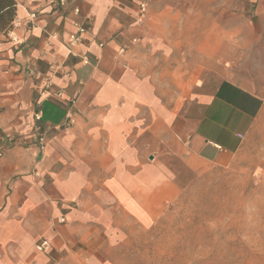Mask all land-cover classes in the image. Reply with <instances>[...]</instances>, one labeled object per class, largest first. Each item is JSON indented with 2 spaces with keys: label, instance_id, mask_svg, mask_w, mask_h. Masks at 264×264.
I'll return each instance as SVG.
<instances>
[{
  "label": "crops",
  "instance_id": "1",
  "mask_svg": "<svg viewBox=\"0 0 264 264\" xmlns=\"http://www.w3.org/2000/svg\"><path fill=\"white\" fill-rule=\"evenodd\" d=\"M217 1L74 0L54 9L0 0V264H103L127 224L153 222L179 197L171 158L190 176L241 149L264 121V90L202 76L228 70L223 47L239 36L234 22L226 33L208 30L206 7ZM247 1L262 26L248 39L264 42V0ZM31 11L34 27L15 31L24 43L10 42L14 19ZM75 23L86 32L70 46ZM33 74L61 96L44 95ZM43 239L47 253L35 249Z\"/></svg>",
  "mask_w": 264,
  "mask_h": 264
},
{
  "label": "rangeland",
  "instance_id": "2",
  "mask_svg": "<svg viewBox=\"0 0 264 264\" xmlns=\"http://www.w3.org/2000/svg\"><path fill=\"white\" fill-rule=\"evenodd\" d=\"M234 4L219 0L208 4L211 10L206 7L214 14H208V30L215 32L218 25L226 33L234 22L239 36L223 47L228 70L201 74L211 83L233 77L263 92L264 42L248 39L262 26L247 0ZM221 18L224 23L215 22ZM168 165L178 176L179 197L153 222L127 224L120 240L104 247L103 264H264V121L226 163L207 164L190 176L181 160L171 158Z\"/></svg>",
  "mask_w": 264,
  "mask_h": 264
},
{
  "label": "built area",
  "instance_id": "3",
  "mask_svg": "<svg viewBox=\"0 0 264 264\" xmlns=\"http://www.w3.org/2000/svg\"><path fill=\"white\" fill-rule=\"evenodd\" d=\"M74 0H47V4L54 8V9H63L66 6H68L70 3H72ZM75 13H78L77 9H74ZM147 4L145 1L139 3L138 5V15H137V22L139 24H142L146 18H147ZM37 18V13L34 11L29 12L28 17L26 20L16 18L11 24L10 29L6 32V38L9 39L10 42L16 43V44H22L24 43V37L19 38L16 34L15 31L17 29H22L24 32H28L34 27V22ZM76 27V31L72 34H69V41H70V46L78 45L81 42L82 35L86 32V28L78 23L74 24ZM35 79L37 80H42L43 81V94L47 95V97L51 96H56L59 97L61 96L60 92L55 90L53 88V84L50 81V79L40 77L37 74H33ZM40 115L36 114L35 115V120L39 121L40 120ZM37 145L40 149H43L44 147V138L39 137L37 140ZM2 156L1 153V148H0V157ZM61 223L64 222V219L60 220ZM51 248V244L48 240L43 239L40 240L39 242L36 243L35 249L37 252L40 253H47Z\"/></svg>",
  "mask_w": 264,
  "mask_h": 264
}]
</instances>
